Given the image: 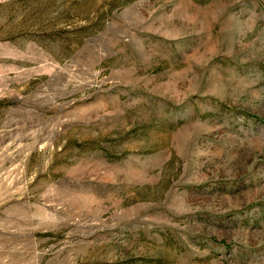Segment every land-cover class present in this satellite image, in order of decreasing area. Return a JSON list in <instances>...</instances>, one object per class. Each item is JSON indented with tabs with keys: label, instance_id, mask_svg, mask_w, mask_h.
I'll return each instance as SVG.
<instances>
[{
	"label": "rangeland",
	"instance_id": "374dc122",
	"mask_svg": "<svg viewBox=\"0 0 264 264\" xmlns=\"http://www.w3.org/2000/svg\"><path fill=\"white\" fill-rule=\"evenodd\" d=\"M0 264H264V0H0Z\"/></svg>",
	"mask_w": 264,
	"mask_h": 264
}]
</instances>
